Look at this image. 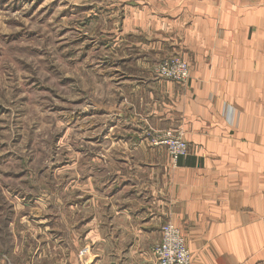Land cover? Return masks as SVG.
<instances>
[{
	"label": "crops",
	"instance_id": "1",
	"mask_svg": "<svg viewBox=\"0 0 264 264\" xmlns=\"http://www.w3.org/2000/svg\"><path fill=\"white\" fill-rule=\"evenodd\" d=\"M107 8L117 32L94 82L107 91L92 102V144L58 184L30 178L0 210V264H154L166 222L191 264H264V0ZM172 54L190 64L186 86L154 74ZM150 127L180 130L188 154L150 146Z\"/></svg>",
	"mask_w": 264,
	"mask_h": 264
},
{
	"label": "rangeland",
	"instance_id": "2",
	"mask_svg": "<svg viewBox=\"0 0 264 264\" xmlns=\"http://www.w3.org/2000/svg\"><path fill=\"white\" fill-rule=\"evenodd\" d=\"M108 11L107 0H0V210L12 208V197L28 189L30 178L40 186L58 184L61 168L75 161L78 150L90 148L92 102L107 91L106 84L103 89L94 82L98 68L108 71L117 32ZM174 59L186 63V80L160 75ZM153 69L158 79L183 86L191 79L181 55L157 59ZM145 133L153 147L154 138L185 140L172 128Z\"/></svg>",
	"mask_w": 264,
	"mask_h": 264
},
{
	"label": "built area",
	"instance_id": "3",
	"mask_svg": "<svg viewBox=\"0 0 264 264\" xmlns=\"http://www.w3.org/2000/svg\"><path fill=\"white\" fill-rule=\"evenodd\" d=\"M160 75L164 78L174 81H184L189 76V71L186 63L181 62L179 59L166 61L161 67ZM154 138V145H166L171 150L175 158L186 156L189 151L187 141L176 138ZM162 140V141H160ZM161 241L154 247V255L156 257L154 264H191V252L181 233L179 227L172 222H166L161 228ZM7 264H32V263H15L7 262Z\"/></svg>",
	"mask_w": 264,
	"mask_h": 264
}]
</instances>
